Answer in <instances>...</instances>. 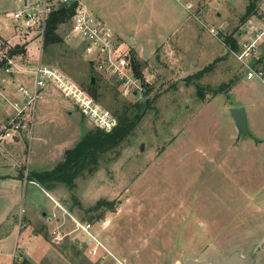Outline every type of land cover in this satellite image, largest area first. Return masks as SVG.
Instances as JSON below:
<instances>
[{"label":"rangeland","instance_id":"rangeland-1","mask_svg":"<svg viewBox=\"0 0 264 264\" xmlns=\"http://www.w3.org/2000/svg\"><path fill=\"white\" fill-rule=\"evenodd\" d=\"M83 1L141 63L143 86L135 94L123 92L99 75L67 24L57 30L64 44L42 50L37 31L20 34L21 21L11 17L20 4L0 0V48L24 45L26 51L12 58L10 75L0 69V101L1 95L23 101L17 84L32 91L29 72L40 58L113 119L112 112L137 101H150L151 109L100 159L98 171L79 177L74 187L58 185L48 193L51 199L31 182H0V234L8 231L0 238V264H99V243L72 219L92 226L103 245V264H120L123 256L122 264L218 262L234 252L264 264V84L246 80L223 44L232 32L238 47L250 39L248 28L264 16V1L262 16L242 24L247 0H188L190 13L175 0H145L141 6L136 0ZM209 65L201 78L186 80ZM92 77L96 100L84 90ZM228 84L226 93L211 95ZM40 95L32 122L25 113L24 126L0 142L1 174L26 181L28 172L50 170L86 131L98 129L55 85L47 84ZM1 103L0 125L13 111ZM236 107L244 109L251 137L238 134L231 116ZM98 201L112 209L88 220ZM14 223L18 228L12 230Z\"/></svg>","mask_w":264,"mask_h":264},{"label":"built area","instance_id":"built-area-1","mask_svg":"<svg viewBox=\"0 0 264 264\" xmlns=\"http://www.w3.org/2000/svg\"><path fill=\"white\" fill-rule=\"evenodd\" d=\"M15 1L20 4V8L11 17L14 20L21 21L19 31L21 32L23 29L29 32L37 31V36L41 39V46L45 24L52 11L58 9L60 6L63 8L75 3L73 14L67 23L68 32L75 35L74 40L79 44L89 64L95 68L99 75L112 79L114 82L116 81L123 92L131 89L133 94H135V88H137L138 84L143 86V81L137 78L133 72V56L127 45L114 33L113 29L106 22L97 18L81 0ZM175 2L188 13L194 8L193 4L188 0H175ZM257 21L256 27L250 24L248 29L251 31V37L240 45L236 51L237 53L229 51L244 68L246 80H257L264 84V68L255 64L256 60L261 57V49L264 46V16ZM211 32L214 31L211 30ZM6 48H0V63L5 61L3 70L6 74L10 75L13 72V63L12 58L6 54ZM22 70V68L18 69V73L24 71ZM29 73L33 76L32 91H29L21 84H17L16 87L17 93L23 98L21 103L16 100L9 101L4 95H1L0 104L2 105L1 102H6L13 111L8 114V118L0 125V142L11 137L12 133H17L24 126L26 120L25 113H30L27 114V117L32 122L35 104L41 96L40 90L45 88L49 83L55 85L65 97L72 98L73 104L82 113L89 116L98 129L110 132L115 126V119L106 113L100 112L92 99L85 97L83 91L79 90L67 77L56 69L43 64L40 58L36 61L34 70ZM2 82L6 83V81ZM88 227L87 225L83 228V231L89 235L87 232Z\"/></svg>","mask_w":264,"mask_h":264},{"label":"trees","instance_id":"trees-1","mask_svg":"<svg viewBox=\"0 0 264 264\" xmlns=\"http://www.w3.org/2000/svg\"><path fill=\"white\" fill-rule=\"evenodd\" d=\"M264 0H247L244 14L240 18V23H245L251 17H261L260 3ZM75 3L58 8L49 15L46 21L42 50H48L53 45L64 44L63 35H59L57 30L62 24H67L73 14ZM223 44L230 50L236 52L238 50V43L234 36V32L223 37ZM25 46L7 47L6 54L8 57L21 56L25 54ZM133 72L135 76L143 81L142 65L133 57ZM216 62V61H214ZM262 62L264 68V54L256 60L255 64L259 65ZM253 64V65H255ZM5 66V61L0 63V69ZM213 65H209L204 69L191 75L186 80L193 78H201L206 72L211 70ZM231 84L221 85L218 89L211 91L212 96L226 93ZM94 85L89 83L88 88H84L86 93L96 100L94 93ZM210 88H207L209 90ZM147 89L145 95L150 92ZM229 90V89H228ZM198 86V95L204 99V95L200 92ZM206 92V91H204ZM151 109L150 101H137L131 105L123 106L119 111L112 112V116L116 119L115 126L110 132H103L101 129L89 130L76 142V144L64 151L62 160L50 170H43L39 172H28L26 175L27 182L35 183L39 188L49 193L52 192L58 185H65L67 187H74V181L81 176H92L98 171L100 159L109 151L118 148L135 130L146 112ZM21 177V176H20ZM73 205H78L75 201ZM71 211V208H69ZM111 210L112 207L106 201H98L92 208L88 209L90 216L88 220L95 217V220L101 218L98 212L102 210ZM96 215V216H94ZM20 264H31L30 261L24 259Z\"/></svg>","mask_w":264,"mask_h":264},{"label":"water","instance_id":"water-1","mask_svg":"<svg viewBox=\"0 0 264 264\" xmlns=\"http://www.w3.org/2000/svg\"><path fill=\"white\" fill-rule=\"evenodd\" d=\"M61 7L62 6H60L59 8ZM91 83L94 84L93 77L91 79ZM231 116L235 123L238 134L244 137H251V134L248 129V123L244 109L241 107L233 108L231 110ZM184 264H253V259L250 257L244 258L238 252H234L218 262L217 261L208 262L206 260L198 261V260L188 259L185 261Z\"/></svg>","mask_w":264,"mask_h":264},{"label":"crops","instance_id":"crops-1","mask_svg":"<svg viewBox=\"0 0 264 264\" xmlns=\"http://www.w3.org/2000/svg\"><path fill=\"white\" fill-rule=\"evenodd\" d=\"M83 3H85L83 0H81ZM143 1H145V0H136V5H139V6H141V4H142V2ZM138 6V7H139ZM92 12V11H91ZM98 18V17H97ZM100 20H101V18H99ZM103 21V20H102ZM115 32V31H114ZM121 38V37H120ZM132 44V43H131ZM2 81H6L5 79H3L2 78V80H1V82ZM1 169V168H0ZM6 180H10V182H12L13 183V185L15 186V185H18L20 182H21V184L23 183V182H25L26 184H28V182L27 181H25V180H23L21 177H16V176H12V175H8V174H1L0 173V182H5ZM30 183V182H29ZM30 184H32V185H35V186H37L36 184H34L33 182H31ZM38 187V186H37ZM42 190V189H41ZM44 193H45V195H48L49 196V194L47 193V192H45L44 190H42ZM49 199H51V197L49 196ZM43 217V216H42ZM72 221L78 226V228H80L81 229V231L83 232V233H85L84 231H83V228H85L87 225H89V224H80V223H77L74 219H72ZM99 223L100 224H102V222L101 221H99ZM3 226V225H2ZM15 227H17L18 228V223H14L13 224V226L11 227V229L12 230H14L15 229ZM92 226H90L89 225V227L87 228V232L89 233V235L88 234H86L87 235V237H90L91 239H95L96 241H97V243H99V246L100 247H97V249H98V254H100V260H101V264H103V263H105L106 261L104 260V251L102 250V243L99 241V240H97V238H95L94 237V232H90L89 231V228H91ZM1 228V227H0ZM20 230V228L18 229V231ZM8 234V231L7 232H4V233H1L0 234V238L1 237H3L4 235H7ZM69 234H71V233H69ZM36 234H35V232L33 233V236H35ZM84 238H85V236H84ZM15 253V252H14ZM103 254V255H102ZM125 259H126V257H122V262L123 261H125ZM119 261V260H118ZM120 261V262H121ZM84 262H86V261H84ZM121 262V263H122ZM99 263V264H100ZM124 264V263H123Z\"/></svg>","mask_w":264,"mask_h":264},{"label":"flooded vegetation","instance_id":"flooded-vegetation-1","mask_svg":"<svg viewBox=\"0 0 264 264\" xmlns=\"http://www.w3.org/2000/svg\"><path fill=\"white\" fill-rule=\"evenodd\" d=\"M94 76H95V75H94ZM93 79H94V77H93ZM94 82H95V79H94ZM90 84H91V85H94V84L91 83V79H90ZM42 216L45 217L44 212H42ZM88 226H89V225H88Z\"/></svg>","mask_w":264,"mask_h":264}]
</instances>
